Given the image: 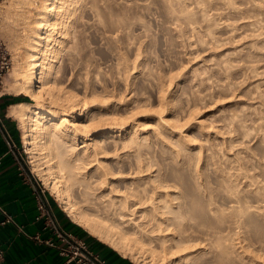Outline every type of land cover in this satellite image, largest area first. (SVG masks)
Segmentation results:
<instances>
[{
	"label": "rangeland",
	"instance_id": "obj_1",
	"mask_svg": "<svg viewBox=\"0 0 264 264\" xmlns=\"http://www.w3.org/2000/svg\"><path fill=\"white\" fill-rule=\"evenodd\" d=\"M11 3L0 0V40L13 63L0 91L3 97L24 96L36 103L15 91L19 32L8 15ZM84 4L82 34L70 44L71 60L67 62L69 49L59 57L57 66L66 71L58 73L57 83L94 106L92 114L127 122V133L137 140L115 151L116 141L109 139L112 149L100 160L124 175L131 168L144 169L136 181L149 189L162 180L173 198L184 193L193 214L188 234L201 248L195 255L206 254L210 264H221L213 256L212 235L223 229L225 241L236 247V262L257 264L244 251L264 256V0H82ZM12 119L24 168L74 223L32 172L22 124ZM118 130L112 134L119 135ZM123 134L116 140L128 138ZM123 185L119 188L125 191ZM75 196L125 232H145L113 215L110 198L78 190ZM174 203L177 213L180 201Z\"/></svg>",
	"mask_w": 264,
	"mask_h": 264
},
{
	"label": "bare ground",
	"instance_id": "obj_2",
	"mask_svg": "<svg viewBox=\"0 0 264 264\" xmlns=\"http://www.w3.org/2000/svg\"><path fill=\"white\" fill-rule=\"evenodd\" d=\"M11 2L13 10H9L8 15H13L19 32L15 68L19 87L15 91L17 95L32 97L36 103L11 105L8 113L22 124L23 145L32 172L75 224L121 256L137 264H210V256L195 255L201 248L192 244L188 234L193 214L184 193L173 198L172 191H166L171 187L162 180L156 188L149 189L136 181L144 169L131 168L124 175L116 172L111 163L100 160L112 149L107 142L109 139L116 141L115 151L137 144L136 137L127 133V122H116L105 114H92L94 106L57 83L58 73L66 71V67L57 66L58 59L69 49L67 62L71 60L73 48L70 44H73V37L79 38L82 34L80 27L87 5L81 7L82 0ZM4 93L0 91V96ZM115 128L119 129V135L112 134ZM124 132L128 138L117 141L123 138ZM94 162L98 166L90 172ZM122 183L125 191L119 188ZM76 190L97 199L110 198L113 215L124 223L143 227L145 232H125L102 217L88 202L78 201ZM175 199L180 201L177 213L172 209ZM140 212V217L126 220L127 215L132 217ZM223 232V229L213 232L214 259L221 264H238L234 259L236 247L225 241ZM145 235L149 241L143 238ZM244 252L251 254L249 257L257 264H264V256H253L250 250ZM239 263L250 262L242 259Z\"/></svg>",
	"mask_w": 264,
	"mask_h": 264
},
{
	"label": "crops",
	"instance_id": "obj_3",
	"mask_svg": "<svg viewBox=\"0 0 264 264\" xmlns=\"http://www.w3.org/2000/svg\"><path fill=\"white\" fill-rule=\"evenodd\" d=\"M3 96H0V206L14 217L18 226L6 224L0 227V248L5 250L0 264H63L64 259L48 243L61 244L60 233H71L85 240L108 264H133L120 254L87 239L45 194L47 212L37 220L40 216L36 197L38 189L17 151V126L13 117L2 111L5 107L1 102ZM0 220H3L1 212Z\"/></svg>",
	"mask_w": 264,
	"mask_h": 264
},
{
	"label": "built area",
	"instance_id": "obj_4",
	"mask_svg": "<svg viewBox=\"0 0 264 264\" xmlns=\"http://www.w3.org/2000/svg\"><path fill=\"white\" fill-rule=\"evenodd\" d=\"M12 68L13 63L10 54L0 40V84L3 83V80L11 72ZM37 189L36 197L38 200V208L40 210V216L37 217V220H40L46 215L47 208L44 198V190H42L40 185ZM0 212L3 215V220H0V227L5 226L6 224H14L18 226L14 217L2 206H0ZM60 239L61 244L55 243L54 241H49L48 243L55 248L59 252V255L64 259L63 264H108V262L103 259L100 254L96 253V251H94L85 240L71 233H60ZM4 257L5 250L0 248V262Z\"/></svg>",
	"mask_w": 264,
	"mask_h": 264
},
{
	"label": "trees",
	"instance_id": "obj_5",
	"mask_svg": "<svg viewBox=\"0 0 264 264\" xmlns=\"http://www.w3.org/2000/svg\"><path fill=\"white\" fill-rule=\"evenodd\" d=\"M1 102H4L5 105H10V104H14V103H21V102H28L26 97L24 96H20V97H13V96H6V97H3L1 99ZM6 106L3 108V113L5 114L6 113ZM60 210V209H59ZM61 211V210H60ZM66 219L72 223L67 217ZM76 228H78L79 231H81L82 235H84L87 239H90L92 242L94 243H98L102 246H105L106 248L110 249L111 251H113L114 253H116V251H114L111 247H108L107 245L103 244L102 242L98 241L96 238L92 237L88 232H86L84 229H82L80 226L72 223ZM118 254V253H116Z\"/></svg>",
	"mask_w": 264,
	"mask_h": 264
}]
</instances>
